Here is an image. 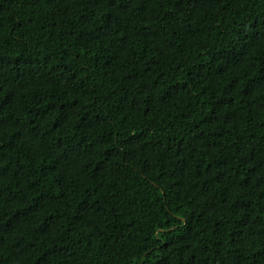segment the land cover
Returning a JSON list of instances; mask_svg holds the SVG:
<instances>
[{
	"label": "trees",
	"instance_id": "trees-1",
	"mask_svg": "<svg viewBox=\"0 0 264 264\" xmlns=\"http://www.w3.org/2000/svg\"><path fill=\"white\" fill-rule=\"evenodd\" d=\"M264 0H0V264H257Z\"/></svg>",
	"mask_w": 264,
	"mask_h": 264
},
{
	"label": "snow or ice",
	"instance_id": "snow-or-ice-1",
	"mask_svg": "<svg viewBox=\"0 0 264 264\" xmlns=\"http://www.w3.org/2000/svg\"><path fill=\"white\" fill-rule=\"evenodd\" d=\"M257 264H264V254L258 257Z\"/></svg>",
	"mask_w": 264,
	"mask_h": 264
}]
</instances>
